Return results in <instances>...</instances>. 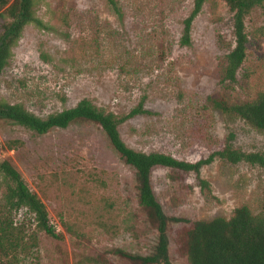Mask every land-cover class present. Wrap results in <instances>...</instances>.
<instances>
[{
  "label": "rangeland",
  "instance_id": "obj_1",
  "mask_svg": "<svg viewBox=\"0 0 264 264\" xmlns=\"http://www.w3.org/2000/svg\"><path fill=\"white\" fill-rule=\"evenodd\" d=\"M41 26L27 25L12 45L0 78V98L23 104L43 119L88 99L124 117L141 103L147 114L121 124L131 148L197 163L233 144L264 154V131L236 115L213 109L210 97L231 103L264 93V4L245 17L247 57L237 82L224 81L235 46V14L209 0L182 45L195 0H34ZM0 19V35L4 31ZM44 56L46 59H43ZM12 142H16L15 144ZM12 145V146H10ZM8 161L44 202L58 237L39 231L22 210L37 245L18 253L17 264H136L118 253H154L158 231L139 202L135 170L126 165L102 128L79 120L44 135L0 118V162ZM211 185L202 190L194 172L155 167L151 182L169 217L173 264H191L186 232L192 223L231 218L247 205L264 215V171L246 162L217 159L202 168ZM8 180L0 173V205ZM33 222V223H32ZM30 242V241H29Z\"/></svg>",
  "mask_w": 264,
  "mask_h": 264
},
{
  "label": "trees",
  "instance_id": "obj_2",
  "mask_svg": "<svg viewBox=\"0 0 264 264\" xmlns=\"http://www.w3.org/2000/svg\"><path fill=\"white\" fill-rule=\"evenodd\" d=\"M116 5L115 0H108ZM209 0H195L191 15L185 20V33L182 45L191 44V28L196 17ZM235 14V46L227 54L224 81L237 82V74L247 57L248 34L245 17L256 6H262L264 0H223ZM34 0H0V19L4 27L0 35V78L11 55L12 45L21 37L24 28L42 22L35 18ZM43 59H46L44 56ZM213 109L224 114L236 115L254 128L264 131V93L255 100L231 103L226 99L210 97ZM143 103L124 117L98 108L90 100H82L75 108L50 115L43 119L30 112L23 104H11L0 98V118L11 121L44 135L52 129H66L72 123L85 120L98 124L123 162L135 170L139 187V202L146 209L158 231V242L153 254L148 256L132 255L123 250L118 253L136 264H173L169 254L168 229L171 223L184 222V218L169 217L157 200L151 182L155 167L178 169L194 172L202 190L211 191V185L201 177L202 168L217 159L232 164L246 162L259 166L264 171V154L245 152L233 144L234 134L226 138L221 150L213 152L208 158L197 163L180 161L171 155L160 152L146 153L129 147L120 133V126L127 120L140 114H147ZM16 143V142H12ZM12 146V145H10ZM13 147V146H12ZM0 173L8 180L5 205H0V264H17L18 253L27 252L29 247L37 245L36 233L28 234L25 221L17 222L16 217L22 210L33 216V222L39 231L58 237L50 224L49 212L39 196L33 193L21 174L8 162H0ZM32 222V223H33ZM30 241V242H29ZM188 258L191 264H264V215H255L249 206L235 209L231 218L217 217L213 220H199L192 223L186 232Z\"/></svg>",
  "mask_w": 264,
  "mask_h": 264
},
{
  "label": "water",
  "instance_id": "obj_3",
  "mask_svg": "<svg viewBox=\"0 0 264 264\" xmlns=\"http://www.w3.org/2000/svg\"><path fill=\"white\" fill-rule=\"evenodd\" d=\"M2 43H0V47H1Z\"/></svg>",
  "mask_w": 264,
  "mask_h": 264
}]
</instances>
